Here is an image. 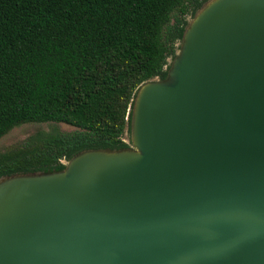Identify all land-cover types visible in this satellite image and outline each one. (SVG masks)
Masks as SVG:
<instances>
[{"label":"water","instance_id":"95a60500","mask_svg":"<svg viewBox=\"0 0 264 264\" xmlns=\"http://www.w3.org/2000/svg\"><path fill=\"white\" fill-rule=\"evenodd\" d=\"M129 146L0 178V264H264V0H208Z\"/></svg>","mask_w":264,"mask_h":264},{"label":"trees","instance_id":"16d2710c","mask_svg":"<svg viewBox=\"0 0 264 264\" xmlns=\"http://www.w3.org/2000/svg\"><path fill=\"white\" fill-rule=\"evenodd\" d=\"M206 1L0 0V139L25 124L76 129L1 153L0 178L127 148L138 88L166 77L187 17Z\"/></svg>","mask_w":264,"mask_h":264},{"label":"rangeland","instance_id":"374dc122","mask_svg":"<svg viewBox=\"0 0 264 264\" xmlns=\"http://www.w3.org/2000/svg\"><path fill=\"white\" fill-rule=\"evenodd\" d=\"M191 16L187 17L190 21ZM168 63H171L169 59ZM76 129L64 124H25L12 129L7 135L0 139V154L8 150H12L21 147L33 137L42 134H54V133H72ZM124 141L129 144V135H124Z\"/></svg>","mask_w":264,"mask_h":264}]
</instances>
